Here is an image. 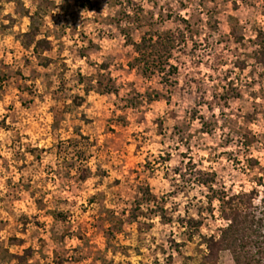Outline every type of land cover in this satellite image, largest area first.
Instances as JSON below:
<instances>
[{
  "label": "rangeland",
  "instance_id": "374dc122",
  "mask_svg": "<svg viewBox=\"0 0 264 264\" xmlns=\"http://www.w3.org/2000/svg\"><path fill=\"white\" fill-rule=\"evenodd\" d=\"M245 216L264 241V0H0V264H234Z\"/></svg>",
  "mask_w": 264,
  "mask_h": 264
},
{
  "label": "trees",
  "instance_id": "16d2710c",
  "mask_svg": "<svg viewBox=\"0 0 264 264\" xmlns=\"http://www.w3.org/2000/svg\"><path fill=\"white\" fill-rule=\"evenodd\" d=\"M157 37L158 40L153 41L151 36L148 38L143 36L139 43L134 44L137 53L135 60L143 66L142 71L144 74L148 71H154L155 69L163 67L162 65L165 63L168 66V71L162 77L167 79L166 81H169L167 77L176 73L177 66L169 63L168 59L163 60V57L167 58V55L165 56L163 54L167 53L170 48L169 41H162L160 36ZM157 44H160L164 48L163 54L156 48ZM259 221L261 223V219ZM252 222L255 224L254 220H248L247 216L241 219L233 218L222 230L220 237L221 243L226 249L232 252L234 264H244L243 259L245 257L253 256V252L247 250V246L250 243L255 245L256 254L264 253V241L261 240L263 235L256 228H252ZM251 237H254V239Z\"/></svg>",
  "mask_w": 264,
  "mask_h": 264
}]
</instances>
